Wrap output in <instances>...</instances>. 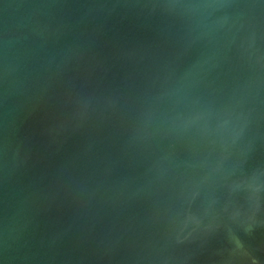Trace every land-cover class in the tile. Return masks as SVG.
I'll list each match as a JSON object with an SVG mask.
<instances>
[{"label":"water","instance_id":"1","mask_svg":"<svg viewBox=\"0 0 264 264\" xmlns=\"http://www.w3.org/2000/svg\"><path fill=\"white\" fill-rule=\"evenodd\" d=\"M0 264H264V0H0Z\"/></svg>","mask_w":264,"mask_h":264}]
</instances>
